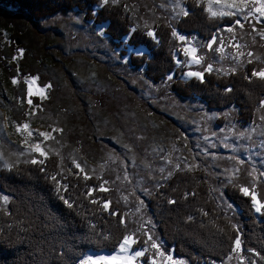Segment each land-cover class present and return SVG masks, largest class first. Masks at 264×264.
Wrapping results in <instances>:
<instances>
[{
    "label": "trees",
    "instance_id": "1",
    "mask_svg": "<svg viewBox=\"0 0 264 264\" xmlns=\"http://www.w3.org/2000/svg\"><path fill=\"white\" fill-rule=\"evenodd\" d=\"M132 1L102 5L99 0H0L1 25L11 22L16 27L17 24L16 29L25 34L18 38L25 49L18 64L20 70L27 74L40 70L47 79L50 71L58 76L57 70H62L71 83L70 72L75 69L79 73L97 75L94 83L99 84V88L109 89L103 94L105 101L100 90L93 89L82 97L75 92L70 103L49 98L46 103L39 104L42 114L38 115V120L49 123L56 120L62 128L58 141L63 144V155L68 159L78 158L81 164L85 160L101 163L110 155L122 154L118 146L102 136L105 134L103 127L98 125L103 118L119 124L112 102L122 103L124 95L133 98L137 91L123 81V84H114L115 68L107 66V62L112 58L116 60L115 56L126 57L125 69L130 68L135 75H144L152 86H164L167 77L172 75L164 90L172 98L190 101L191 105L197 104L219 114L215 126L224 129L253 125L264 111V79L257 77L264 68L263 48L256 50L249 62L227 74L208 72L203 73L201 81H180L177 78L182 71L175 67L173 60L176 47L173 31L207 43L222 29L232 27L234 20L211 19L202 6L189 0L185 3L187 15L177 22L167 25L156 20L151 23L146 20L145 13L140 17L139 12H127L126 7ZM145 2L156 6V13L160 12L157 7L162 0ZM73 18L81 26L90 28L81 45L91 42L102 48L94 28L103 26L112 57L104 56L105 60L97 57L94 62L90 56L94 51L77 53L72 50L65 36ZM251 25L258 30L264 29L263 25ZM148 31H152V36L147 35ZM127 49H143L146 54L127 55ZM14 50L10 45L0 49V54H12ZM116 50H119L117 55ZM47 51L55 52L58 59L42 61L40 57ZM96 52L103 55L102 50ZM123 66L118 63L116 67L122 70ZM3 74L6 77V72ZM118 88L123 90V96L117 92ZM94 97L102 101L98 109H93L101 112L98 116L88 112L92 108L85 102ZM146 111L164 117L151 107ZM167 122L172 124L173 130L181 131L174 121ZM122 132L127 135L126 142L131 148L143 147L148 140L141 129L139 136L134 138L129 130L126 132L122 128ZM66 162V166L61 167L58 155L54 154L43 162L18 161L0 167V193L7 198V202L0 205V264H79L88 252L113 254L124 237L133 233V228L124 222L120 201L113 200L110 192L101 191L100 178L87 174L86 177L85 173L82 176ZM231 165L239 170V179L235 173L227 178L226 172L221 174L209 165L175 171L158 181H148L144 174L137 173L139 182L136 183H142L140 187L147 190V210L168 254L186 264H225L231 259L237 243L246 264H264V207L258 216L254 214L251 199L242 194L239 186V182L246 180L244 173L248 167ZM254 187L263 203L264 181L258 178ZM104 204L108 205V210Z\"/></svg>",
    "mask_w": 264,
    "mask_h": 264
},
{
    "label": "rangeland",
    "instance_id": "2",
    "mask_svg": "<svg viewBox=\"0 0 264 264\" xmlns=\"http://www.w3.org/2000/svg\"><path fill=\"white\" fill-rule=\"evenodd\" d=\"M99 1L102 5L125 2V0ZM187 1L189 0H162V4L157 7V11L160 12L156 13V6L152 7V4L150 5L145 0H133V3L127 5L126 10L130 14H133V11L139 12L140 17H143L145 13L146 20H150L151 23L161 20L171 25L181 16L187 15L185 7ZM194 1L196 5L204 8L209 18L233 19L234 23L232 27L222 29L207 43L199 41L195 36L186 37L173 31L172 37L176 44L173 60L175 67L182 71L178 80L201 81L203 73L208 72H215L219 75L227 74L241 64L249 62L253 53H257L256 50L259 48L264 50V29L258 30L251 25L254 23L264 26V0ZM134 6H136L135 10H133ZM1 24L0 49L12 45L15 50L12 54L9 52H6V55L0 54V167H7L10 163L18 161L43 162L50 155L57 154L61 167L66 166L67 160L72 169L82 176L87 174L100 178L101 191L110 192L109 196L113 200L120 201L119 205L124 209V222L133 228V233L130 232L124 237L117 253L115 251L113 254L93 255L88 252L79 264H117V262L121 264H136L135 262L186 264L164 250L165 245L156 235L155 225L147 210V190L140 187L142 183L137 184L138 174H144L148 181H158L175 171L192 170L197 165H209L221 174L226 172V177L230 178L234 173L237 175L239 173V170L231 164L237 163L239 168L245 165L248 167L244 173L246 180L241 181V184L239 182V186L242 194L251 199L254 214L259 215L264 202L261 203V195L254 186L258 178L264 181V111L251 126L242 128L230 126L224 129L217 127L214 122L220 117L219 114L206 111L197 104L193 106L189 104L190 101L172 98L164 90V87H167L168 82L172 80V75L167 77L164 86L155 87L144 75H135L130 68L125 69L123 63L127 60L126 57L115 56L116 60L112 58L107 62V66L110 64L115 68L112 73L116 78L113 81L114 84L120 85L123 81L137 91L133 98L129 94L125 97L123 90L121 92L118 88L117 92L122 93L124 99L122 103L119 100L113 101L112 106L116 109L119 124L103 118L98 125L103 127L102 131L104 130L105 134L102 136L109 143L118 146L122 154L110 155L101 163H89L82 159L83 163L80 164L78 158L68 159L66 154L63 155L61 151L63 144L61 145L58 141L62 128L57 121L49 123L38 120V115L42 114V107L39 104L46 103L49 98L53 101L61 99L65 103H70L75 98V92L82 97L88 90L93 89H99L102 94L101 98L104 100L103 94L109 89L99 88V84L94 83L97 75L79 73L75 69L70 72L71 83L68 81L67 74L62 70H57L58 76L50 71L48 79L45 78L48 76H44L40 70L31 74L23 72L18 64L24 56L25 49L21 43H18V38L25 34L16 29L17 24L16 27L11 22L6 25ZM19 28L25 29L23 26ZM88 31L90 28L81 26L74 19L65 36L66 40L72 44V50L77 53L94 51L95 54L90 55L94 62L97 57L104 60V56L112 57L108 42H105L103 26L94 28L95 35L103 44L102 48L95 47L96 45L91 42L81 45ZM147 35L152 36V31H148ZM23 41L26 42V39ZM96 48V51L102 50L103 55L98 54L94 50ZM118 52L119 50H116L115 54L117 55ZM126 54L141 56L146 54V51L127 49ZM44 55L40 57L44 62L53 58L58 59L53 51H47ZM262 62L264 64V60ZM118 63L124 67L122 70L121 67H116ZM50 69H53L52 66ZM4 72H6V77ZM257 77L264 79V68L258 72ZM78 85H80L79 91L77 90ZM86 97L88 98L89 95L86 94ZM85 102L91 105L92 111L91 109L87 111L92 115L98 116L101 113L93 110L101 105L102 101L99 98L94 97L90 102L85 99ZM149 107L163 114L166 119L161 115L157 117L146 111ZM171 120L181 131L172 129V124L167 122ZM122 128L126 132L131 131L133 138L139 136L137 135L138 130L141 129L148 135L146 144L143 147L136 145L135 148H131L126 142L127 135H124ZM108 147L113 149L111 146ZM237 177L239 179V175ZM5 202L7 198L0 193V205ZM104 208L108 210V205L104 204ZM124 241H127L128 245L124 244ZM118 254L125 256L124 261L117 257ZM246 263L239 245L235 243L232 257L225 264Z\"/></svg>",
    "mask_w": 264,
    "mask_h": 264
},
{
    "label": "crops",
    "instance_id": "3",
    "mask_svg": "<svg viewBox=\"0 0 264 264\" xmlns=\"http://www.w3.org/2000/svg\"><path fill=\"white\" fill-rule=\"evenodd\" d=\"M118 250H119V248H118ZM118 250H117V251H118ZM117 251H116V253H117ZM88 254H91V253L89 252ZM120 255H121V254H118L117 257H120V258H121L120 260H121V261H124L125 258H123V257H125V256H120ZM135 263H136V264H140V263H138V262H135ZM117 264H121V263H120V262H117Z\"/></svg>",
    "mask_w": 264,
    "mask_h": 264
},
{
    "label": "bare ground",
    "instance_id": "4",
    "mask_svg": "<svg viewBox=\"0 0 264 264\" xmlns=\"http://www.w3.org/2000/svg\"><path fill=\"white\" fill-rule=\"evenodd\" d=\"M125 243L124 244H127L128 245V242L127 241H124Z\"/></svg>",
    "mask_w": 264,
    "mask_h": 264
}]
</instances>
